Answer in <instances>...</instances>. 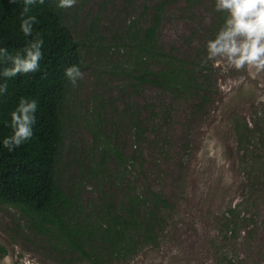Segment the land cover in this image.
Wrapping results in <instances>:
<instances>
[{
	"label": "rangeland",
	"instance_id": "1",
	"mask_svg": "<svg viewBox=\"0 0 264 264\" xmlns=\"http://www.w3.org/2000/svg\"><path fill=\"white\" fill-rule=\"evenodd\" d=\"M59 9L82 43L83 66L63 105L57 179L80 224H103L108 206L132 220L131 209L133 242L118 252L94 238L96 250L81 255L0 203V264H264V68L209 57L225 16L215 0H76ZM155 16L157 55L135 56ZM167 64L188 83L153 82Z\"/></svg>",
	"mask_w": 264,
	"mask_h": 264
},
{
	"label": "trees",
	"instance_id": "2",
	"mask_svg": "<svg viewBox=\"0 0 264 264\" xmlns=\"http://www.w3.org/2000/svg\"><path fill=\"white\" fill-rule=\"evenodd\" d=\"M22 8L23 0H0V47L7 48L13 55L17 52L23 55L27 41L39 36L43 40L42 57L36 72L18 73L15 77L0 75V84L7 87V91L0 95V137L10 134L11 129L6 124L21 97L36 99L38 107L32 138L13 151L0 146V203L21 209L38 232L54 234L81 255H89L88 247L94 251L91 246L94 238H99V242L112 251H124L133 242L132 239L128 242V224L137 220V215L128 209L132 219L128 220L122 212L108 206L103 224H80L75 198L57 179L64 142L62 110L70 82L64 72L73 64L82 68V43L73 36L56 0H43L42 3L38 0L29 8L26 15H34L36 21L32 36L28 37L20 31ZM158 13L157 7L156 15ZM158 21L155 16L154 23L145 29L144 38L136 45L135 56L144 51L146 57L157 55L152 48V39ZM167 65L155 73L156 78H151L153 82L168 87L188 83L182 67ZM10 66L11 60H0V73ZM146 74L149 71L140 76L141 81L147 80ZM116 155L122 160L120 152ZM153 194L156 202L167 203L160 194ZM150 223L144 224L148 234H151Z\"/></svg>",
	"mask_w": 264,
	"mask_h": 264
},
{
	"label": "clouds",
	"instance_id": "3",
	"mask_svg": "<svg viewBox=\"0 0 264 264\" xmlns=\"http://www.w3.org/2000/svg\"><path fill=\"white\" fill-rule=\"evenodd\" d=\"M38 0H23L20 31L25 37L32 36L34 15H26L29 8ZM43 2V0H39ZM76 0H56L58 8H70ZM215 9L225 13L224 22L214 38L207 41L209 57L222 55L230 63L240 68L252 64L264 68V0H215ZM43 40L37 36L28 40L23 55L11 54L7 48L0 47V60H11V66L0 73L4 77H15L18 73L36 72L40 67ZM65 76L75 84L82 78L78 65L65 69ZM7 91L6 84H0V95ZM38 102L36 99L21 97L10 113L6 126L10 134L0 137V146L13 151L30 140L36 124Z\"/></svg>",
	"mask_w": 264,
	"mask_h": 264
}]
</instances>
